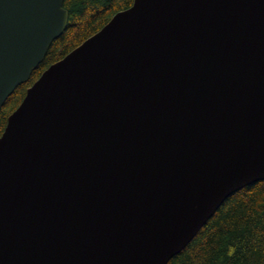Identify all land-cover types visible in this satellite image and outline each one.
Returning a JSON list of instances; mask_svg holds the SVG:
<instances>
[{
	"label": "water",
	"instance_id": "95a60500",
	"mask_svg": "<svg viewBox=\"0 0 264 264\" xmlns=\"http://www.w3.org/2000/svg\"><path fill=\"white\" fill-rule=\"evenodd\" d=\"M0 0V109L68 22ZM264 181V0H133L0 135V264H168Z\"/></svg>",
	"mask_w": 264,
	"mask_h": 264
},
{
	"label": "trees",
	"instance_id": "16d2710c",
	"mask_svg": "<svg viewBox=\"0 0 264 264\" xmlns=\"http://www.w3.org/2000/svg\"><path fill=\"white\" fill-rule=\"evenodd\" d=\"M133 0H64L65 31L54 40L30 79L20 84L0 109V135L26 90L51 64L99 31ZM168 264H264V181L230 195L197 235Z\"/></svg>",
	"mask_w": 264,
	"mask_h": 264
},
{
	"label": "bare ground",
	"instance_id": "6f19581e",
	"mask_svg": "<svg viewBox=\"0 0 264 264\" xmlns=\"http://www.w3.org/2000/svg\"><path fill=\"white\" fill-rule=\"evenodd\" d=\"M14 91H15V90H14ZM14 91H13V92H14ZM12 94H13V93H12ZM12 94H11V95H12ZM11 95H10V96H11ZM10 96H9V97H10ZM7 100H8V99H7ZM3 105H4V104H3ZM214 214H215V213H214ZM191 241H192V240H191Z\"/></svg>",
	"mask_w": 264,
	"mask_h": 264
}]
</instances>
